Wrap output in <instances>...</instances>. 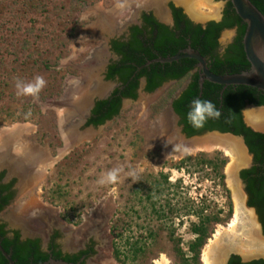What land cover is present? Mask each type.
<instances>
[{
  "label": "rangeland",
  "instance_id": "rangeland-1",
  "mask_svg": "<svg viewBox=\"0 0 264 264\" xmlns=\"http://www.w3.org/2000/svg\"><path fill=\"white\" fill-rule=\"evenodd\" d=\"M127 1L0 0V131L27 125L32 131L24 135L22 142L43 149L51 162L32 195L20 202L34 201L46 206L55 214L59 213L66 223L82 230L91 225L89 216L100 220L97 209L102 207L108 218L104 229L106 238L103 237L107 243L101 254L92 259L93 264L97 259L100 264L103 255V260L106 257L109 264H158L163 260L168 264H178L168 231L162 228L163 223L153 213L150 197L156 195L157 208L166 204L167 200L172 207L182 211L185 207L190 211H200L203 205H209L207 212L223 210L225 215L232 208L228 223L213 226L214 231L201 252V262L205 264V252L215 240L217 231L227 229L235 220L236 204L229 185V174L226 176L233 159L223 150H207L198 145L191 147L192 151L184 149L176 153V148L169 145L159 131L160 119L168 112L169 102L182 83L167 85L158 95L141 94L135 101H125L119 116L95 129L87 121L84 122L86 116L83 119L75 116L73 124L77 127L76 132H90L91 136L77 140L71 146L66 145L55 105L64 99L68 79L81 76L79 66L103 43V39H97L91 41L90 46L85 44V41L93 40L88 27L98 20L97 9H123ZM215 5L220 6V3ZM190 7L192 9V5ZM199 10L206 17L202 20L193 17L196 21L219 18L218 15L212 17L211 11L205 7H199ZM134 13L127 11L120 16V27L133 20ZM231 35V31H226L222 41ZM38 75L47 82L38 98L18 97L15 80L32 81ZM104 82L107 83L105 79ZM145 98L151 99L147 105L143 102ZM248 109L249 106L244 111ZM177 127L174 120L173 128L184 141ZM206 136L202 135L203 138ZM217 152L227 161L223 168V186H218L214 174L203 172L197 162L182 163L187 156L196 157L204 153L212 157ZM112 169H120L118 181L115 184H99L102 175ZM161 173L169 177L168 184H163ZM159 181L164 185L161 190L155 186V182ZM179 184L180 188L176 186ZM182 214L183 217H179L175 212L170 213L168 226L178 228L182 247L187 251L189 243L195 239L191 226L198 220L193 212L187 216ZM151 231L157 234L156 239L151 241L149 251L135 259L128 241L134 244ZM115 244L121 250L122 263L114 257Z\"/></svg>",
  "mask_w": 264,
  "mask_h": 264
},
{
  "label": "trees",
  "instance_id": "trees-1",
  "mask_svg": "<svg viewBox=\"0 0 264 264\" xmlns=\"http://www.w3.org/2000/svg\"><path fill=\"white\" fill-rule=\"evenodd\" d=\"M30 1L33 2L34 0ZM251 1L264 14V0ZM171 7L174 9L173 5ZM174 12L177 20L176 34L171 35L170 32L164 31L161 33V39L155 42L152 41L155 48L160 51L162 57L173 56L181 49H185L190 45L194 50L200 52L204 57L209 59V67L215 74H237L250 69V63L246 58L243 46L246 25L236 14L230 0L225 19L221 22L212 21L206 27L194 25L189 20H186V18L181 15L180 11L175 10ZM230 13H233L232 17L229 15ZM148 21L152 23L150 19H148ZM236 26L239 28V34L235 44L227 50L223 57H220L217 50L221 32L226 29L235 28ZM140 32L141 31L137 27L134 28V34L130 42L131 49H129V51H126L122 44H114L115 49L123 55V59L110 68L107 78L109 80H114L116 77L119 78L120 82L123 84V89H117L110 98L98 101L92 111V117L89 119L88 124L99 127L119 116L123 98L137 99L138 79L142 75L147 76L146 90L151 93L167 81H183L187 77L193 76V82L190 84L189 88L185 90L180 98L176 99L173 104L175 111L181 117V124L184 125V132L188 137L202 135L211 131L231 133L244 137L250 152L254 155L255 165L250 169L243 170L241 172V178L246 183L247 192L250 197L249 206L257 209L264 229V133L255 132L249 128L244 122L243 115L245 107L249 104L264 106V92L252 87L237 85L228 86L224 89L223 93H221L223 86L210 82H205L203 89H201L199 85V75L197 73L192 75L193 71L197 69V61L189 58L164 65L160 63L152 64L145 67L137 77H133L139 66L145 64L147 60L156 58V55L151 51L147 52L146 56L139 58L138 54L141 53L140 51L143 47V44L137 38V34H140ZM170 42L173 44L171 47L172 49L168 47ZM120 93L121 95H119ZM197 98L212 101L221 113L218 119H209L204 127L198 129L193 128L186 118L192 101ZM188 161L197 162L203 172L206 171L214 174V177L218 179V186H223L225 180L223 168L227 164V161L220 153L217 152L212 157H208V155L204 153H200L196 157L187 156L182 160V163L184 164ZM161 177H163L164 183L160 181L158 183L155 182L157 190H161L164 186L163 184H168L169 182V177L164 173H161ZM176 186L180 188V184ZM7 189L8 187H0V196ZM224 191L229 193L225 188ZM155 196L150 197L153 213L157 216V219L163 223L162 228L168 231V239L173 245V251L178 260V264H202L201 252L214 231L213 226L215 224L228 223L232 215V208H229L228 213L225 215H223V210L207 212L206 208H208L209 205H203L200 211H190V208L186 209V207L182 211V209H178V207H172L170 200H167L166 204L162 207L157 208V200L154 199ZM9 199L10 196L6 197L5 202H8ZM166 206H168L167 211H165ZM174 212L177 213L179 217H183L182 212L185 213L186 216L189 215L190 212H193L195 216H197L196 218L198 221L191 226V232L195 236V239L188 245L187 251L189 254H187V251L182 247L183 240L178 234V228L173 225L168 226L170 213L172 214ZM156 236L157 234L151 231L146 236L143 235L141 240L136 241L134 244L128 241V244L133 248L132 251L135 254V259L139 258L140 254L149 251L151 241L155 240ZM3 243L5 249L8 250L6 243ZM7 252L10 253V251ZM114 257L117 261L122 263L121 250L116 244L114 248ZM31 258H33V262H31ZM54 258L57 260H65L70 263H76L77 261L76 256H63L61 252H54ZM12 259L16 264H42L49 259V256L40 251H14ZM123 263L125 262L123 261ZM0 264H8L1 252ZM228 264H264V260H254L244 263L239 256L233 255Z\"/></svg>",
  "mask_w": 264,
  "mask_h": 264
},
{
  "label": "bare ground",
  "instance_id": "bare-ground-1",
  "mask_svg": "<svg viewBox=\"0 0 264 264\" xmlns=\"http://www.w3.org/2000/svg\"><path fill=\"white\" fill-rule=\"evenodd\" d=\"M164 0H128L127 6L123 9H113L111 11L96 10L97 21L88 27L93 34V40L104 39L105 44L93 52L92 57L79 66L81 76L68 79V87L63 100L56 103V109L59 113L60 123L63 129L66 145L71 146L77 140L89 138L90 132L80 134L76 125L73 124V118L80 116L82 119L87 115L91 102L95 97L107 96L110 91V85L103 81L102 67L104 63L102 58L105 57L107 49L106 34L115 32L118 29V18L122 16L127 9H135L137 6L144 8H155L165 14L161 9V4ZM185 4L192 5V14L197 18H202L203 13L199 7H205L211 11V16L218 13V6L213 4L211 0H180ZM189 5V7L191 6ZM191 8V7H190ZM95 11V10H94ZM193 15V16H194ZM210 17L209 15H207ZM204 17V16H203ZM206 17V16H205ZM93 40L85 41V44ZM83 43V46H85ZM93 44V43H92ZM157 97V96H156ZM150 98L143 99L145 105L149 103ZM246 116L254 127L264 129V110L257 108H249L246 111ZM172 116L169 111L166 112L158 124L159 131L163 133L169 145H173L176 153L184 149L194 148L198 145L202 149H220L226 155L233 159L229 166L230 188L233 192L234 201L236 204V216L227 229H220L215 235V240L209 245V249L205 252V264H220L222 253L238 252L244 257L264 256V237L261 234L260 225L256 219L254 210L247 208L245 196L243 199L242 187L234 177V171L239 165H246L249 161L241 142L238 139L227 135H212L205 138L193 140L189 143L183 142L173 128ZM32 129L27 125H17L12 128L0 131V168L8 167L11 175L19 177V196L32 195L34 189L41 182L46 174L50 163L45 151L39 147L29 143H23L24 135L31 133ZM163 136V137H164ZM162 137V136H161ZM178 150V151H177ZM180 150V151H179ZM192 151V150H190ZM47 208V207H46ZM34 201H27L23 204L20 212L15 213L13 210L6 216L12 223L19 225L28 220L27 213H32L31 216H41L49 222L55 223L54 212L46 209ZM100 214L104 209H97ZM17 211V210H16ZM102 220V219H101ZM101 220H98L101 221ZM97 229H99L97 227ZM67 236H73L74 232H67ZM101 247L104 235L98 232ZM103 243V246H102ZM104 257V255H103ZM100 264H109L106 257ZM158 264H168L166 260Z\"/></svg>",
  "mask_w": 264,
  "mask_h": 264
},
{
  "label": "flooded vegetation",
  "instance_id": "flooded-vegetation-1",
  "mask_svg": "<svg viewBox=\"0 0 264 264\" xmlns=\"http://www.w3.org/2000/svg\"><path fill=\"white\" fill-rule=\"evenodd\" d=\"M211 1L213 2V4L220 3V6L218 8V14H217L219 16V18L217 21H215V19L209 20L206 24H203V22H200L198 20L196 21L195 19H192L187 14L183 5L187 8L189 14L192 17H195V15L192 14V12H190L192 9L189 7L188 4L182 3L181 1H180L182 3L181 6L180 5L178 6L172 0L169 1L167 4L168 8L170 9L169 13L166 9H164L162 7V4H161V9L164 12L166 18H164L162 16V13L160 11L158 12L155 8H144L141 6H137L135 9H132V10L127 9L125 12H127V11H132L133 13L135 12L134 13V19L129 21L128 23H125V25L122 24L123 27H120L121 25L119 23V18H118V24H119L118 29L113 33L106 34V36L110 35L109 37L104 36V37H106L107 40L109 39V44H108L107 49L105 51V57L102 58V62L104 63L103 66L105 68V69H103V67H102V69H103L102 73H104L103 77L107 83L112 82V83L116 84L115 87H112V86L110 87L111 91H110L108 98H110L117 89H120V90L123 89V84H122V82H120L119 78L116 77L114 80H109L107 78V74H108L110 68L113 65L118 64L123 59V55H121L115 49V47H114L115 43L122 44L124 46V49H126V51H129V49H131L130 48V42H131V38L133 37V34H134L133 31H134V28L137 27L141 31L140 34H137V38L143 44V47L140 51L141 53L138 54L139 58L142 56L143 57L146 56V53L149 51H151L154 55H156L155 59L147 60V62L145 64L139 66L136 69V72L134 73L133 77H137L138 74H140L141 71L145 69V67H148L152 64H157V63H160L162 65L167 64V63L159 62L158 60L169 58L172 56L162 57L160 55L161 54L160 51H158L155 48L153 42L161 39L162 38L161 33L164 31L170 32L171 35L176 34L177 20H176L174 11L175 10L180 11L181 15H183L186 18V20H189L194 25H201L202 27H206L210 22H212V21L221 22L227 16L226 10H227L228 4H229V0H211ZM172 5L174 6V9L171 7ZM138 7H140V9H137ZM229 15H231V17H232L233 13H230ZM212 17H214V16H212ZM159 18H160V20H159ZM195 18H197V17H195ZM204 18L205 17L202 16V18H197V19L202 20ZM148 19H150L152 23H150L148 21ZM226 31H231L232 35L230 37H228L226 39V41L223 42L222 37ZM238 34H239V28L237 26L235 28L226 29V30L221 32V35L219 37V47L217 50V53L219 54L220 57H223V55L227 52V50L232 45L235 44L236 39L238 37ZM176 38H177V36H176ZM93 42H95V41L93 40ZM103 44H105L104 39H103V43L99 47L94 49L93 52L95 50H97L98 48H101L103 46ZM91 46H92V44H91ZM172 46H173V44L170 42L168 47L171 48ZM190 47L191 46L189 45L185 49H181L178 53H183L184 50H186ZM89 49L91 50V47H89ZM93 52L91 53L90 57H92ZM178 53H176V54H178ZM167 54H169V53H167ZM207 62H208V66H209L210 61L208 58H207ZM196 73L199 75L200 88L203 89L204 83L209 82V81L204 80L202 83L201 72H200V69L198 66H197V69L193 71L192 75H194ZM138 81H139V86L137 89V96L138 97L142 93L153 94L157 89L163 87L164 85H168V86L173 85L174 86V85H177L179 83H182V86L177 93L180 92L182 94L185 90H187L189 88L190 84L193 82V76H189L186 79H184L183 81H179V80L167 81L161 87L157 88L152 93L148 92L146 90V87H147V76L146 75L140 76ZM210 83H212V82H210ZM213 84H215V83H213ZM143 85H144V88H142ZM222 86H223V90L221 91V93H223L224 89L228 87V86H224V85H222ZM230 86H234V85H230ZM176 94H175V96H176ZM181 94H180V96H181ZM119 95H121V93ZM157 95H158V93H157ZM175 96L173 97L174 101L176 99L180 98V96L178 98H175ZM95 98H97V97H95ZM108 98H106V99H108ZM106 99H101V100H106ZM101 100L97 99L95 101V105L98 101H101ZM127 100L135 101L133 99L123 98L121 110L123 109L124 103ZM95 105L90 110L91 113H90V116L88 117L87 123H88L89 119L92 117V111L95 108ZM249 105H253V104H249ZM249 105H247L246 107H248ZM260 107H262V106H260ZM243 113H244V111H243ZM172 120H173V117H172ZM177 124L179 127H183L182 133L185 134L184 125L181 124V117L180 116H179V121H177ZM173 125H174V120H173ZM204 134H206V133H204ZM254 165H255V161L253 158V166ZM247 169H250V168H247ZM19 182H20V180H19V177H17V176L12 177L11 179H8V171L6 169L0 171V187H8V189L6 191H4L2 193V195L0 196V244L4 248L5 251H10L11 255L14 254V251H40V252L48 255L49 259H51V258L55 259L54 258V252H61V254L63 256H67V255L76 256L77 261L75 264H88L89 258H92V257L95 258L96 257L98 250H97V242L95 241V239L90 238L85 243L83 248L76 250V247L81 246L83 239L85 238V232L86 231L82 230L80 227L76 228L77 226H74L75 229L73 230L72 228L69 227V225H71V224L66 223L62 219L61 215H59L60 218L56 222V214L53 210L52 211L55 214V216H54L55 223H52V224L47 219H45L41 216H38V215L37 216H35V215L31 216L32 213H27V215L28 214L29 215H28V220L25 223L19 224V225L12 223L6 216L9 214V212H12V210L15 213L20 212L22 207H23V204L26 203V202H24V203L20 202L24 197H27V196H22V197L19 196V187H18ZM244 185L246 188L245 181H244ZM246 191H247V188H246ZM9 196H10L9 201L5 202V198L9 197ZM17 196H18V198H17ZM248 196H249V194H248ZM248 204H249V199H248ZM12 205H13V207H12ZM41 206H43V205H41ZM43 207L46 208V206H43ZM46 209L51 210L48 207ZM256 212H257V209H256ZM4 219H7V221ZM10 223L16 227L11 228ZM64 223H66V224H64ZM88 230L89 229H87V231ZM66 231L67 232H74V235L68 237ZM263 231H264V229H263ZM3 242L6 243L8 250H6L5 247L3 246V244H4ZM104 242L106 243V241L103 239V243ZM103 243H102V246H103ZM104 247L105 246L101 247L100 251H102V249ZM65 251H78V252L66 253ZM233 255H237V254H232L231 256H233ZM237 256H239L241 258L240 255H237ZM241 260H242V258H241ZM256 260H264V259L261 258V259H256ZM252 261H254V260H252ZM252 261H250V262H252ZM31 262H33V258H31ZM242 262H244V261L242 260ZM95 263L98 264V259L96 260ZM228 263H229V261H228ZM244 263H248V262H244Z\"/></svg>",
  "mask_w": 264,
  "mask_h": 264
},
{
  "label": "water",
  "instance_id": "water-1",
  "mask_svg": "<svg viewBox=\"0 0 264 264\" xmlns=\"http://www.w3.org/2000/svg\"><path fill=\"white\" fill-rule=\"evenodd\" d=\"M169 1H171V0H164L162 2V7L164 9H166L168 11V13L170 12V9L168 8V5H167ZM172 1H174L178 6L179 5L181 6V3L178 0H172ZM230 1L232 3L234 10L236 11L237 15L240 17V19L246 25V32H245L244 37H243V46H244L246 58H247L248 62L250 63V69L249 70L243 71V72L237 73V74H225V75L215 74L209 68L207 58L204 57L200 52L194 50L191 47L184 50L183 53H178V54H176L172 57H169V58L159 59L158 61L162 62V63H172L175 61H179L180 59H184V58L194 59L197 61V65L200 69L202 83L204 80H207L209 82H212V83H215L218 85H224V86L242 85V86L252 87V88H255V89H258V90L264 92V14L253 4V2L251 0H230ZM183 7L185 8L187 14L192 19H194L189 14L187 8L184 5H183ZM159 20H160V18H159ZM217 20H218V18H215V21H217ZM208 21L209 20L204 21L203 24H206ZM108 44H109V39L107 40L106 45L108 46ZM103 69H105V68L103 67ZM103 80H104V77H103ZM108 84L111 85L112 87H115V85H116L115 83H112V82H108ZM166 86L167 85H164L163 87L157 89L154 93L155 94L160 93L161 91H163V89ZM142 88H144V85L142 86ZM110 91H111V89H110ZM110 91H109L107 96L97 97V98H94L92 100L91 107L89 108V111L86 115L87 118L90 116V113H91L90 110L94 107L95 101L97 99L101 100V99L108 98ZM144 94H146V93H142V95H144ZM180 94H181L180 92L177 93L175 98H178L180 96ZM173 103H174V99H172L169 102L167 111H169L170 115L177 122V121H179V116L175 112ZM249 108H259V109L264 110L263 106L260 107V106H255V105H249ZM243 115H244V122L249 128H251L255 132L264 133V129L261 130V129H258V128L253 126V124L247 118L245 111H244ZM86 117H85L84 122L87 121ZM102 126H104V125H102ZM90 127L92 129L96 128L93 125H90ZM99 127H101V126H99ZM176 129H177V132L179 134H181L182 139H184L183 142H185V143H189L192 140L201 139V138H203L202 135H204V134H202V135H195L192 137H188L186 134L182 133L183 127L178 126ZM209 134L227 135V136L233 137L235 139H238L241 142L242 147H243L246 155L248 156L249 162L246 165L237 166L236 170L234 171V175H235L238 183L242 187V192L245 196V203H246L247 208L254 210V213L256 215V219L260 225L261 234L264 237L263 226H262V223L260 221L259 215L256 212V209L253 207H250L248 204L249 196H248V193L246 191L244 181L241 178L242 170L247 169V168H251L253 166L254 155L250 152L249 147L247 146V143H246L243 136H237V135H234L231 133H221L218 131L206 132V135H209ZM4 169H6L8 171V179H11L12 177H16L14 175H11L8 167H5V166L1 167L0 171L4 170ZM226 176H227V173H226ZM12 207H13V205H12ZM99 215H101V218H102V220L99 222H98V220H95L92 217V215L88 217V218H91L90 222L92 224L87 227V229H89L88 231H87V229L85 230L86 232L84 231L85 232V238L83 239L81 246L76 247V250H79V249L84 247L85 243L90 238H94L95 241L97 242V250H98L96 257H98L101 254L100 253L101 240H100V237L98 235L99 234L98 232L102 233L104 235V237L106 238L104 229H105V226H107V224H108L107 215L104 212L102 214H99ZM59 218H60L59 213H56V222L58 221ZM4 220L7 221V219H4ZM64 224H66V223H64ZM10 227L14 228L16 226H13L10 223ZM69 227L72 228L73 230L75 229V227L72 225H69ZM97 227L99 229H97ZM76 228H78V227H76ZM109 235H110V233H109ZM106 243H107V239H106ZM110 245H111V248H113L112 242ZM0 252L2 253V255L7 260L8 264H16V262L12 259V255L10 253H8L7 251H5L4 248L1 246V244H0ZM65 252L66 253H71V252L76 253L78 251H65ZM232 254L240 255L244 262H250L252 260L261 259V258L264 259V256L244 257L243 255H241L240 253H237V252L225 251L221 255L222 259H221L220 264H227ZM92 259H94V257L88 259V264H93L91 262ZM42 264H75V263H70V262H67L65 260H57V259L51 258Z\"/></svg>",
  "mask_w": 264,
  "mask_h": 264
},
{
  "label": "clouds",
  "instance_id": "clouds-1",
  "mask_svg": "<svg viewBox=\"0 0 264 264\" xmlns=\"http://www.w3.org/2000/svg\"><path fill=\"white\" fill-rule=\"evenodd\" d=\"M46 80L43 76H35L32 81L15 80L16 95L18 97L31 96L38 98L41 91L46 87ZM221 113L215 104L210 100L194 99L190 110L187 113V121L193 128H202L209 119H218ZM120 169H112L98 181L99 184H115L119 178Z\"/></svg>",
  "mask_w": 264,
  "mask_h": 264
}]
</instances>
